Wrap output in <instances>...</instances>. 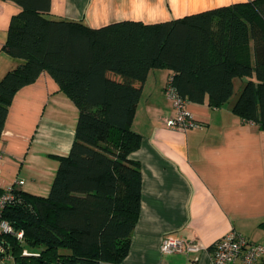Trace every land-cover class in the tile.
Returning <instances> with one entry per match:
<instances>
[{
	"label": "trees",
	"instance_id": "trees-1",
	"mask_svg": "<svg viewBox=\"0 0 264 264\" xmlns=\"http://www.w3.org/2000/svg\"><path fill=\"white\" fill-rule=\"evenodd\" d=\"M11 1L21 10L3 49L24 62L0 80V138L16 93L44 71L80 115L70 153L55 156L50 194L13 187L2 216L24 234L0 232V241L12 264H120L141 210L142 169L130 155L142 143L132 124L149 72L172 70L180 96L213 108L231 100L236 78H247L232 111L264 130V0L99 28L52 18V0Z\"/></svg>",
	"mask_w": 264,
	"mask_h": 264
},
{
	"label": "crops",
	"instance_id": "crops-1",
	"mask_svg": "<svg viewBox=\"0 0 264 264\" xmlns=\"http://www.w3.org/2000/svg\"><path fill=\"white\" fill-rule=\"evenodd\" d=\"M247 1L52 0L51 17L99 28L127 19L159 23ZM20 10L16 2L0 0V80L24 62L3 49L12 16ZM173 73L149 72L132 124L142 135L140 148L130 155L141 165L142 202L130 251L120 264H211L215 244L232 231L264 245V130L232 111L236 101L220 108L190 102L200 126L168 127L175 107L165 89ZM246 81L236 78L235 91ZM79 115L48 71L22 87L0 138V189L15 186L48 196L60 167L55 156L70 153ZM167 235L199 241L204 248L165 254L161 245Z\"/></svg>",
	"mask_w": 264,
	"mask_h": 264
},
{
	"label": "built area",
	"instance_id": "built-area-1",
	"mask_svg": "<svg viewBox=\"0 0 264 264\" xmlns=\"http://www.w3.org/2000/svg\"><path fill=\"white\" fill-rule=\"evenodd\" d=\"M172 76L166 87V93L173 100L175 114L168 118L167 126L173 129L187 131L200 126L189 110V100L180 96L171 84ZM20 180L19 184H24ZM13 187L5 189L0 194V232L12 233L23 238V231H16L14 226L3 218V212L7 204L14 198ZM204 246L195 240H187L174 235L164 237L161 249L165 254L191 253L203 249ZM7 245L0 241V259L7 255ZM27 253V251H25ZM264 260V245L251 241L245 235L232 231L220 239L214 246L211 264H259Z\"/></svg>",
	"mask_w": 264,
	"mask_h": 264
},
{
	"label": "rangeland",
	"instance_id": "rangeland-1",
	"mask_svg": "<svg viewBox=\"0 0 264 264\" xmlns=\"http://www.w3.org/2000/svg\"><path fill=\"white\" fill-rule=\"evenodd\" d=\"M240 92H241V89L239 90V85H238L236 87L235 94L233 95V97L231 98L230 101L231 102H235L238 99ZM4 260L6 261L7 264H12L13 263V258L10 255L5 256Z\"/></svg>",
	"mask_w": 264,
	"mask_h": 264
}]
</instances>
